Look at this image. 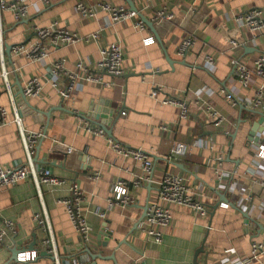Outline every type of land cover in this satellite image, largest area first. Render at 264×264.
Returning <instances> with one entry per match:
<instances>
[{
  "label": "crops",
  "instance_id": "crops-1",
  "mask_svg": "<svg viewBox=\"0 0 264 264\" xmlns=\"http://www.w3.org/2000/svg\"><path fill=\"white\" fill-rule=\"evenodd\" d=\"M129 1L154 23L157 37L146 26L143 30L134 28V20L107 24L108 15L101 9L94 19L82 18L75 10L78 2L128 8L125 0H27L23 20L16 22L11 11L1 15L4 41L9 46L31 45L35 41L33 30L52 22L79 37L98 34L95 42L54 47L41 62L12 51L8 55L5 47L3 52L22 128L27 133L42 134L34 148L38 169H43L38 175L47 168L50 177L63 180L58 186L41 185L61 264L73 260L78 264H193L199 249L202 252L197 264H238L249 258L251 243L261 244L263 251L251 258L250 264H264V162L257 155V144L248 138L252 118L248 111L254 108L245 106L255 91L230 76L233 59L252 69L256 57L264 56V33L249 32L234 21L235 14L251 8L262 10L264 16V0ZM160 12L165 17L156 18ZM147 37H153L155 43L143 45ZM189 37L193 44L180 58L178 47ZM230 41L239 46L233 47ZM112 43L122 47L124 75H104V85L83 84L77 95L62 101L51 85L53 63L63 59L66 69L74 71L78 61L96 63L102 47ZM206 56L214 60L212 69L204 65ZM34 77L39 80L40 92L36 97H26L24 103L18 87L24 89ZM155 87L162 89V94L152 98L150 91ZM227 91L242 104H229L224 99ZM163 96L182 101L187 117L181 119L178 108L162 105ZM262 102L255 110L264 114V96ZM205 106L223 119L218 128L204 111ZM94 115H105L98 123L111 131L117 143L141 149L149 156L153 164L150 183L141 179L140 163L117 154L106 139L84 130V122L96 127ZM199 139L207 143L205 147H192ZM259 139L264 141V136ZM178 142L186 144L188 152L168 161L172 146ZM22 159L10 95L0 78V165L14 168ZM216 171L223 174L219 182ZM165 172L184 177L208 215L202 218L188 208L169 205L172 221L163 231L161 243L156 244L138 230L137 224ZM118 182L129 189L133 202L128 207L115 206L101 219L97 212L105 210L109 189ZM73 183L83 193L80 209L91 229L87 248L81 244L65 207L58 203L69 196ZM238 197L241 205H237ZM40 209L29 180L0 187V216L16 225V234L0 248V264H22L9 263L10 250L15 246L29 250L35 241L34 249L38 248L41 232L33 215ZM243 213L262 228L247 225ZM109 232L110 237L106 235ZM42 253L27 264H53Z\"/></svg>",
  "mask_w": 264,
  "mask_h": 264
},
{
  "label": "built area",
  "instance_id": "built-area-1",
  "mask_svg": "<svg viewBox=\"0 0 264 264\" xmlns=\"http://www.w3.org/2000/svg\"><path fill=\"white\" fill-rule=\"evenodd\" d=\"M26 1L27 0H0V78L3 81L6 91L10 95L11 106L13 111V122L17 127L18 135L23 148V159L19 166L14 168H4L0 165V187H12L17 183L29 180L35 189L36 196L39 199L41 209L38 213L33 215V222L41 232L40 242L38 248L30 252H24L18 255V263L27 264L34 262L41 252H46L49 259L53 264H61L60 254L54 232L51 227L50 219L45 209L41 185L58 186L63 183V180L50 177L47 171H44L43 175H38L36 165L33 162L34 148L37 141L42 136L41 133H27L23 130L21 125V118L18 113L17 107L14 104L11 94V85L8 80L9 72L4 66V31L1 25V15L5 11H11L16 22L25 18L26 14ZM45 1V0H43ZM98 9L104 11L108 16L107 24L121 23L128 20H134V28L143 30L145 25L137 17L136 12L130 11L128 8L115 7L106 3L98 2L95 5L87 6L82 2H78L75 6L76 12L85 19H94L96 17ZM165 17L163 12L156 15V18ZM170 18V17H168ZM234 21L238 23L242 28H246L249 32L255 34L264 33V16L260 9L251 8L241 13L234 15ZM35 41L31 45H16L12 46L11 51L14 55H23L25 58L31 61H43L48 56L50 49L57 46H68L75 44L79 41L95 42L98 39V34L93 33L85 37H79L76 33L61 27L58 22H52L48 27L35 28L33 30ZM44 41L47 44H44ZM155 43L153 37H147L143 40V45L148 46ZM233 47L239 46L235 41H230ZM193 44L192 38H185L178 47L177 55L183 58ZM124 53L122 47L119 44H108L100 50V58L96 63H82L78 61L75 64L74 71H68L65 67V60L59 59L53 63L52 72L53 77L51 80L52 87L57 91L62 101L77 95L78 90L83 84L91 83L97 85H104L103 76L109 75L114 77H122L124 75ZM204 65L208 69H212L214 66V60L210 56H206L204 59ZM232 75L231 78L235 80L242 87H252L255 91V97L246 101L245 106L254 108L262 107V97L264 96V56L258 55L253 62V68L248 69L245 65L239 61L233 59L231 61ZM257 80L260 84H256ZM40 83L37 77L31 78L27 85L23 89L25 97H36L40 92ZM162 94V89L155 87L150 91V97L155 98ZM161 99L162 105H172L180 110L179 117L184 119L187 117V110L182 101H179L175 97L163 96ZM224 99L231 105L237 106L240 103L231 92L224 93ZM204 111L210 117L213 122V126L218 128L223 119L219 114L210 106H205ZM4 115V111H2ZM76 116V114L73 113ZM80 117V116H79ZM84 119V117H80ZM90 121V120H89ZM95 124V123H94ZM92 128L88 122H84V130L96 137L104 138L108 141L111 149L117 154L123 157L132 158L135 162L140 163L143 177L147 182H151L153 179V167L152 161L149 156L141 149H134L120 145L112 137L106 135L104 129L98 124ZM102 125V124H101ZM104 126V125H103ZM264 136V132L261 134ZM260 136V135H259ZM258 136V137H259ZM210 139H214L213 136ZM258 146V157L264 162V144ZM207 143L204 140L194 141L192 147L202 148ZM256 144V143H255ZM188 146L184 143H175L171 150L167 160L171 158L184 157L188 152ZM42 172V171H41ZM217 182L220 181L221 174L219 171L215 172ZM96 178V176H93ZM135 184H137L135 182ZM157 190L155 191V197L150 201L146 207L144 218L137 224L138 230L149 239H152L156 244L161 243L163 231L169 228L172 215L169 205H175L192 210L199 217H207L208 211L204 204L194 198V193L188 187L184 177L178 174H172L169 172L163 173L157 181ZM83 201V193L76 184H72L70 188V194L67 198L61 199L58 203L65 207L68 217L77 232L81 244L87 248L90 243L91 229L81 213L80 205ZM132 197L130 191L121 182L113 184L108 193L106 199V207L102 212H97L101 219H104L106 213L112 210L115 206L128 207L132 204ZM237 205H241V200L238 197ZM225 208L227 204L222 205ZM16 234V225L7 219H3L0 216V248L6 245L8 239L12 238ZM262 245L251 243L249 258H243L238 264H250L251 258H255L261 253ZM69 264H78L76 260L71 261Z\"/></svg>",
  "mask_w": 264,
  "mask_h": 264
},
{
  "label": "water",
  "instance_id": "water-1",
  "mask_svg": "<svg viewBox=\"0 0 264 264\" xmlns=\"http://www.w3.org/2000/svg\"><path fill=\"white\" fill-rule=\"evenodd\" d=\"M127 5H128V9L130 11H133V12H136L137 14V17L140 19V21L148 28L152 31V33L155 35V32H154V29H153V25L154 23L152 21H149L148 19L144 18L141 14H139L137 12V10L135 9L133 3H131V1L129 0H125ZM156 36V35H155ZM157 37V36H156ZM5 53L6 54H10V51H11V48L12 46H9L7 44H5ZM166 60L167 62L170 64V66L172 67V64H171V61L168 59V57H166ZM185 64V63H184ZM232 75V74H231ZM230 75V76H231ZM19 86V85H18ZM18 95L21 97V99L23 100L24 103H26V97L24 96L23 94V89L20 88V86L18 87ZM244 107L243 106H240V109L242 110ZM106 112V111H105ZM104 112V114H105ZM248 113L252 116L251 119H249V124H250V128L248 130V138L249 140L251 139L253 141V143H258L259 142V135H261L263 132H264V129H259V126H263L264 127V114L261 113V112H258L256 110H249ZM80 117H83V116H80ZM105 115H94V118L96 119V121H94L95 124H98L100 127H102L106 133L107 136L109 137H112L111 135V131L109 129H107L105 126L101 125L100 123H98L100 120V118H104ZM253 118H256L255 120H253ZM33 162L35 163L36 165V170L37 171H40V170H43L42 168L39 167L38 169V162L36 160V158H33ZM44 170H47V168H45ZM49 172V171H48ZM226 200V199H225ZM227 202V201H226ZM145 212H146V209L144 210V216H145ZM143 216V217H144ZM243 217L245 218L246 220V224L249 225L250 223H254L257 227L259 228H262L261 225H259L257 222L253 221V220H250L248 215L243 213ZM105 227V226H103ZM104 232V229L103 231ZM106 235H108V237L111 236V232L109 233H106ZM104 246V244H102ZM36 246V242L33 241L32 245L29 247V250H26V249H17V247L15 246L14 248H12L10 250V255H11V258H10V261L9 263H18V255L21 254V253H24V252H30L32 250H34V247ZM86 252H89V250L87 249ZM202 252V249H199L197 251V253H195V256H194V260H193V264H197V256L198 254ZM41 254V253H40ZM44 256H48L46 252H43L42 253ZM38 259V258H37ZM112 259V258H111Z\"/></svg>",
  "mask_w": 264,
  "mask_h": 264
}]
</instances>
